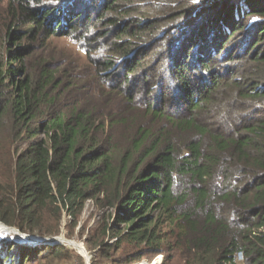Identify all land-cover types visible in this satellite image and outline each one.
Wrapping results in <instances>:
<instances>
[{"label":"trees","instance_id":"16d2710c","mask_svg":"<svg viewBox=\"0 0 264 264\" xmlns=\"http://www.w3.org/2000/svg\"><path fill=\"white\" fill-rule=\"evenodd\" d=\"M0 1V222L73 238L92 200L91 264H264V0ZM39 33L85 40L86 86ZM73 258L0 234V264Z\"/></svg>","mask_w":264,"mask_h":264},{"label":"rangeland","instance_id":"374dc122","mask_svg":"<svg viewBox=\"0 0 264 264\" xmlns=\"http://www.w3.org/2000/svg\"><path fill=\"white\" fill-rule=\"evenodd\" d=\"M6 7H7L6 1H0V27L3 26V24L5 23L7 19ZM93 15H94L93 13H90L89 18L92 17ZM99 19L100 18L97 19L96 17L95 21H98ZM84 21H86V19H84L83 22ZM101 25L103 26L105 25L104 18L102 19V21L99 22V24H97L94 27L95 30L93 31V33L87 34V37H90V36L98 37L99 36L98 32L101 30H104L101 27ZM16 27L18 28V30H26L30 26L29 25H25V26L16 25ZM83 34H85L84 31H83ZM32 37H33L32 35H29L28 37L24 38L22 41V43L24 44H30L35 47L34 53H32V55L28 57V63L36 65L39 63L40 59H47L48 61H51V62H62L64 64H67L70 67V69L72 68L76 73H80L81 86L83 85L86 86L91 81L92 66L90 65V60L88 59L86 54L81 49L85 45L84 39H81L79 36H74V35H71L70 37H61V36L56 35L51 38H46L44 33H39L38 35H36L35 38H32ZM98 42L99 43H97L96 48L94 50H97L98 53H100V52H103L102 47L105 45V42L102 39H99ZM104 213H106V210L100 209L99 207L96 206L94 201L89 200L86 203L85 210L80 218V224L75 230V237L73 238L67 237L66 236L67 229H63L62 233L57 236L64 237L65 239L69 241H74L76 243L82 244L85 247L84 242H85L86 236L88 235L90 228L96 224V221L100 217H102ZM107 213L109 214L110 212H107ZM66 223H67V220L65 219L64 224ZM81 224L86 228L83 234H81L80 232ZM0 234H3V235L9 234V235H12L13 237H20L21 239L26 240L25 238L18 236L16 233L12 231L3 229V227L0 228ZM39 238H42V237H39ZM42 243L43 244H53L50 242L48 243L42 242ZM61 243H64L65 245L74 249L76 253H79L82 256L83 260L80 261L78 258H73L72 261H58L56 264H89L86 256L82 255V253L79 250L80 247H78L77 244L75 243L70 244L68 242H61ZM85 249L87 250L86 247ZM87 252L89 254L88 250ZM164 255H166L165 256L166 258L169 257L170 255L169 248L166 249L165 254H159L152 261L145 259L135 264H152L154 262L156 264H164L165 262H167V259H165ZM242 260L243 259H239L240 262ZM43 262H46V261H43ZM31 264H39V263L35 262Z\"/></svg>","mask_w":264,"mask_h":264},{"label":"water","instance_id":"95a60500","mask_svg":"<svg viewBox=\"0 0 264 264\" xmlns=\"http://www.w3.org/2000/svg\"><path fill=\"white\" fill-rule=\"evenodd\" d=\"M0 224H2L3 229H7L9 231H12V232L16 233L18 236H21V237L25 238L30 243H39V242H41V243L42 242H46V243H48V242H50V243L68 242L70 244L71 243H73V244L75 243V244L79 245L80 252L82 253V255L86 256L88 263L91 264L90 263V258L91 257H90V255L88 254L87 250L85 249V247L82 244L76 243L74 241H69V240L65 239L64 237H58V236L57 237L55 236V237H52V238H39V237H36L34 235H29V234L22 233L18 228H15V227H12V226H8V225H6V224H4L2 222H0ZM1 231H2V229H1ZM152 264H156V263L154 262Z\"/></svg>","mask_w":264,"mask_h":264},{"label":"built area","instance_id":"2783aa9c","mask_svg":"<svg viewBox=\"0 0 264 264\" xmlns=\"http://www.w3.org/2000/svg\"><path fill=\"white\" fill-rule=\"evenodd\" d=\"M239 259H243L242 255H239Z\"/></svg>","mask_w":264,"mask_h":264},{"label":"bare ground","instance_id":"6f19581e","mask_svg":"<svg viewBox=\"0 0 264 264\" xmlns=\"http://www.w3.org/2000/svg\"><path fill=\"white\" fill-rule=\"evenodd\" d=\"M78 247H79V245H78Z\"/></svg>","mask_w":264,"mask_h":264}]
</instances>
